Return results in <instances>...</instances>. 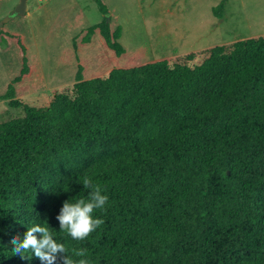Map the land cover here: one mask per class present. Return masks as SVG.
I'll return each instance as SVG.
<instances>
[{"label":"trees","instance_id":"trees-1","mask_svg":"<svg viewBox=\"0 0 264 264\" xmlns=\"http://www.w3.org/2000/svg\"><path fill=\"white\" fill-rule=\"evenodd\" d=\"M117 57L120 30L95 0ZM223 3L214 9L219 16ZM28 74L26 59L20 75ZM75 96L44 108L0 97L21 118L0 123V264H41L10 241L47 225L91 264H264V38L216 46L194 67L165 60L75 77ZM87 173L109 197L102 226L74 241L56 219L87 199Z\"/></svg>","mask_w":264,"mask_h":264},{"label":"rangeland","instance_id":"rangeland-1","mask_svg":"<svg viewBox=\"0 0 264 264\" xmlns=\"http://www.w3.org/2000/svg\"><path fill=\"white\" fill-rule=\"evenodd\" d=\"M123 54L110 50L98 29L103 15L95 0H27L24 16L7 20L19 0H0V97L12 84L14 98L46 107L56 94L75 96L78 67L84 80L112 69L165 60L199 65L208 51L249 38H264V0H101ZM223 3L219 16L214 9ZM0 99V123L21 118Z\"/></svg>","mask_w":264,"mask_h":264},{"label":"clouds","instance_id":"clouds-1","mask_svg":"<svg viewBox=\"0 0 264 264\" xmlns=\"http://www.w3.org/2000/svg\"><path fill=\"white\" fill-rule=\"evenodd\" d=\"M82 185L89 190L88 198H81L74 203L65 201L56 217L60 229L74 241H84L103 225L104 220L95 217L94 212L104 210L109 201L102 186L95 183L87 173L82 177ZM10 243L13 255L21 259H31L32 255H26L31 252L41 264H91L88 249L73 248L69 254L65 244L54 239V234L47 225L28 227L22 239L14 236Z\"/></svg>","mask_w":264,"mask_h":264},{"label":"water","instance_id":"water-1","mask_svg":"<svg viewBox=\"0 0 264 264\" xmlns=\"http://www.w3.org/2000/svg\"><path fill=\"white\" fill-rule=\"evenodd\" d=\"M26 11H27V0H19V3L7 16V20L13 19L16 16H24L26 14Z\"/></svg>","mask_w":264,"mask_h":264}]
</instances>
